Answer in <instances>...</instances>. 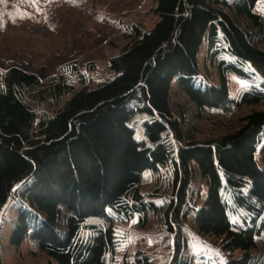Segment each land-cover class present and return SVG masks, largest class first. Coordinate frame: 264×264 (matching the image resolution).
<instances>
[{
    "label": "trees",
    "instance_id": "16d2710c",
    "mask_svg": "<svg viewBox=\"0 0 264 264\" xmlns=\"http://www.w3.org/2000/svg\"><path fill=\"white\" fill-rule=\"evenodd\" d=\"M154 1L159 19L150 29L128 27V42L109 58L111 76L95 86L80 80L75 89L64 73L45 78L18 65L1 74L0 217L16 210L14 244L29 234L60 264H113L118 224L145 226L157 210L140 189L144 170L169 165L167 264H192L180 231L189 215L196 233L242 251L229 264L254 258L250 250L264 229V108L215 139H185L170 91L176 81L197 109L264 100L260 0ZM201 46L211 61L218 58V82L201 76ZM228 74L247 83L239 98L229 94ZM34 89L56 101L70 96L39 114L27 98ZM196 172L207 185L199 205L187 199ZM151 257L141 252L133 263L152 264Z\"/></svg>",
    "mask_w": 264,
    "mask_h": 264
},
{
    "label": "rangeland",
    "instance_id": "374dc122",
    "mask_svg": "<svg viewBox=\"0 0 264 264\" xmlns=\"http://www.w3.org/2000/svg\"><path fill=\"white\" fill-rule=\"evenodd\" d=\"M154 5V0H0V76L8 67L18 65L42 73L45 78L64 73L75 89L82 86L80 80L95 86L111 76L109 58L119 54L128 42L125 34L128 27L133 24L150 29L159 19ZM256 8L264 26V0ZM198 60L201 76L218 82V58L211 61L206 56V47L201 46ZM246 84L243 79L228 74L231 97L239 98ZM38 90L28 93L27 98L39 114L55 111L70 96L66 94L56 101L46 91ZM170 106L173 116L180 120L185 139L212 140L235 130L245 113L263 109L264 100L251 105L197 109L175 81L171 86ZM261 140L264 141V128ZM258 162L262 165L260 158ZM171 187L169 165L144 170L140 189L147 200L156 203L157 210L150 212L145 226L134 220L118 224L120 245L113 264L123 260L134 264V256L141 252L152 256V264L169 262L172 239L162 232L166 231L163 211L173 195ZM188 191L187 199L191 203L199 205L203 201L207 185L199 173L194 174ZM15 214V209L7 207L0 217V257L4 264H60L29 234L19 244L10 241ZM180 231L187 240L184 254L192 264H229L228 260L242 255L238 249L223 248L220 239L214 236L196 233L190 215ZM250 252L254 258L248 264H264V229Z\"/></svg>",
    "mask_w": 264,
    "mask_h": 264
}]
</instances>
